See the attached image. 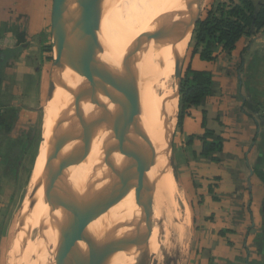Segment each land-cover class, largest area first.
<instances>
[{"label": "water", "instance_id": "1", "mask_svg": "<svg viewBox=\"0 0 264 264\" xmlns=\"http://www.w3.org/2000/svg\"><path fill=\"white\" fill-rule=\"evenodd\" d=\"M110 1L52 0L53 66L48 102L58 88H65L78 98L74 113L79 114L82 106L89 110V115L82 117V128L69 134L63 144L50 147L55 166L47 179L60 169L68 173L52 194L50 226L55 236L52 264H98L95 257L98 245L114 247L128 240L136 241L138 248L104 264H150L147 248L152 229L153 195L147 177L152 167V151L128 105L136 101L140 57L167 47H171V55L177 59L175 93L181 96L182 47L187 50L193 41L202 17L203 0H185L179 23L180 35L175 44H159L149 39L137 46L126 58L118 82L112 81L89 44L73 35L78 29L93 25ZM75 47L80 51L76 52ZM68 72L76 75L78 82H70L66 77ZM65 109L69 112L67 106ZM96 136L103 143L100 158L93 168L99 165L106 151L116 161L105 174L88 184L70 215L68 201L83 164L80 154L88 139ZM120 168L123 171L115 174ZM117 206H123L127 214L121 226H109L105 214Z\"/></svg>", "mask_w": 264, "mask_h": 264}, {"label": "bare ground", "instance_id": "2", "mask_svg": "<svg viewBox=\"0 0 264 264\" xmlns=\"http://www.w3.org/2000/svg\"><path fill=\"white\" fill-rule=\"evenodd\" d=\"M184 3L185 0H111L93 25L78 29L73 35L81 37L89 44L112 81L118 82L126 58L137 46L149 39L165 45L176 43L180 35L179 23ZM74 50L80 51L79 47H75ZM182 51L183 56L186 52L184 46ZM155 53L150 52L139 59L136 101L128 105V110L139 124L152 151V167L147 177L153 195L151 220L153 222L154 218H164L163 215L166 214L175 216L177 218L175 221L180 225L179 244L182 246L188 238L189 215L187 214L184 218L182 215L175 214L177 205H174L173 200L176 186L167 167L164 149L167 135L171 138L172 132L169 133V127L173 124L174 110L177 108H175L176 93L174 90L177 59L172 57L171 47L164 48L160 52L155 51ZM66 77L73 83L79 80L70 72L66 74ZM77 102L78 98L70 90L58 88L53 99L46 103L42 141L46 147L41 151L35 164V178L32 182L30 201L21 222L18 223L20 229L18 227L10 264H22L25 258H28L24 261H28L27 264H52L55 243L54 231L50 226L52 194L55 188L67 178L68 173L60 169L47 179L49 172L55 166V161L50 156V147L63 144L69 134L84 126L82 117H87L89 110L87 106H82L79 114L74 113ZM66 106L69 112L65 109ZM102 143L99 136L92 137L88 139L81 151L80 160L83 164L77 172L76 186L72 189L67 206L70 215L73 214L88 184L105 174L109 166L116 161V158L106 151L99 165L93 168L100 158ZM122 171L123 169L120 168L115 171V174ZM126 214L123 206L110 208L105 214V222L109 226L119 227ZM159 222H156L157 226L152 227L148 241L147 252L153 262L162 259L163 244L158 243L157 240L161 238L156 239V230H154V227H160ZM34 236L37 237L36 244L32 243ZM158 236L160 237V234ZM175 236L174 240H176ZM138 246L134 240L122 242L114 247L98 245L95 249V257L98 264H104L126 256ZM174 246L175 244H172L170 251L167 250L169 255L177 251ZM29 249L33 250L32 255L26 257ZM180 253L182 256V252ZM22 254L24 256L19 261L17 257ZM32 256L35 257V262L29 261ZM13 258H15V263Z\"/></svg>", "mask_w": 264, "mask_h": 264}, {"label": "crops", "instance_id": "3", "mask_svg": "<svg viewBox=\"0 0 264 264\" xmlns=\"http://www.w3.org/2000/svg\"><path fill=\"white\" fill-rule=\"evenodd\" d=\"M4 1L2 15L10 8L30 14V5L36 10L41 5L45 13L52 6V0H13L5 8ZM241 4L203 0V8L214 12L218 5ZM197 49L189 68L210 72L212 90L185 115L179 135L178 152L197 201V237L189 264H264V185L256 176L264 172V29L242 37L232 52L216 49L213 61L202 59L204 44ZM5 122L0 121V131H6ZM207 131L223 141V152L215 155L220 162L202 157Z\"/></svg>", "mask_w": 264, "mask_h": 264}, {"label": "rangeland", "instance_id": "4", "mask_svg": "<svg viewBox=\"0 0 264 264\" xmlns=\"http://www.w3.org/2000/svg\"><path fill=\"white\" fill-rule=\"evenodd\" d=\"M12 1L5 0V8H8L7 6ZM40 8L41 5L37 10L33 5H30V14L14 13L10 8L8 13L0 14V57L3 54L7 56L0 69V121L6 120L5 133L9 134L8 138L10 137L0 143V264L11 263L14 241L20 229L18 223L21 222L30 201L32 182L35 178V164L41 151L46 147L42 141L45 126L44 110L51 91V69L53 66L50 17L52 6L45 13ZM33 10L38 14H33ZM208 12L207 6L203 8L201 20L207 17ZM200 46L195 35L190 47L181 57L184 65L183 82L189 69L190 55L192 52L197 53V48ZM2 100H5L4 104H2ZM180 101L181 96L176 94L175 108H177L174 110L172 128L169 127V133L172 132L173 135L171 133V138L167 135L164 149L167 167L176 186L173 200L174 205H177L175 214L182 215L184 218L187 214L189 215L188 238L185 244L182 246L179 244L180 225L175 221L177 220L175 216L170 215L171 218L166 214L163 215L164 218L160 216V219L154 218L152 227L157 226L156 222L160 221V227H154V230L157 231V233L155 231L156 239H162L157 241L163 244V249L162 259L154 262L150 260V264H189L193 250H195L197 227L194 218L197 210L194 205L197 201L191 190V178L184 171L186 168L182 164L183 157L178 152L181 145L179 135L182 127L178 120L181 115ZM1 138L2 136H0ZM169 211L171 212V210ZM175 227L176 229H174ZM174 236L176 240H174ZM36 242L37 237L34 236L32 243L36 244ZM171 243L175 244L174 248L177 251L171 252L169 255L167 250L170 251ZM32 251L29 249L26 257H30ZM180 252H182V256ZM23 256L24 254L17 257L19 261ZM13 259L15 263V258ZM25 260L28 258H25L22 264H27L28 261L24 262ZM34 260L35 257L32 256L29 261L35 262Z\"/></svg>", "mask_w": 264, "mask_h": 264}, {"label": "trees", "instance_id": "5", "mask_svg": "<svg viewBox=\"0 0 264 264\" xmlns=\"http://www.w3.org/2000/svg\"><path fill=\"white\" fill-rule=\"evenodd\" d=\"M215 11L208 12L207 17L198 24L195 33L198 43L205 45L201 54L203 60L213 61L215 50L218 48H222L224 52H232L242 37L251 36L264 29V3L256 5L250 0H242L241 5L230 8L218 5ZM6 58L5 54L1 55L0 69L3 67ZM183 84L179 125H182L185 115L192 107L200 106L204 99L211 94L212 75L210 72L194 71L189 68ZM4 103L5 100H2V104ZM8 135L1 130L0 143H3L5 139H10ZM213 137L212 132H206V136L203 138L202 157L213 162H220V159L215 155L223 152L224 144L221 139H214ZM256 176L264 185V172H256Z\"/></svg>", "mask_w": 264, "mask_h": 264}]
</instances>
